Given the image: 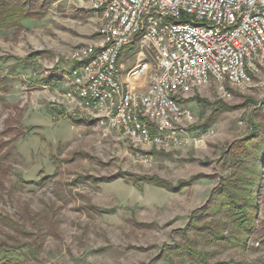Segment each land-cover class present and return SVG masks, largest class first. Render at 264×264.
Instances as JSON below:
<instances>
[{
    "label": "rangeland",
    "instance_id": "obj_1",
    "mask_svg": "<svg viewBox=\"0 0 264 264\" xmlns=\"http://www.w3.org/2000/svg\"><path fill=\"white\" fill-rule=\"evenodd\" d=\"M98 27L99 17L86 0H59L39 18L26 20L19 32L0 29V69L9 77L4 95L11 105L0 118V132L6 117L13 129L26 132L4 138L11 141L12 154L8 191L0 189V244L33 251L40 264H191L188 256H177L186 237L204 264H264V240L220 246L206 238L207 231L191 227L224 221L222 215L207 218L201 208L236 172L239 143L255 128L264 142L258 79L250 91L232 90L231 98L214 82L190 90L181 104L194 114L193 122L186 121L195 140L191 145L134 147L117 132L75 118L65 98L70 72L84 65L70 62L69 54L94 39ZM140 40L122 48L119 64L135 63ZM29 55L35 58L25 59ZM61 71L68 72L56 86L39 82ZM258 182L256 228L264 233V166ZM19 205L35 218L24 224L21 236L5 219L23 223Z\"/></svg>",
    "mask_w": 264,
    "mask_h": 264
},
{
    "label": "built area",
    "instance_id": "obj_2",
    "mask_svg": "<svg viewBox=\"0 0 264 264\" xmlns=\"http://www.w3.org/2000/svg\"><path fill=\"white\" fill-rule=\"evenodd\" d=\"M86 2L99 27L68 57L84 63L70 72L65 93L75 118L134 147L166 149L195 142L186 123L194 114L181 104L190 90L214 82L231 98L258 79L264 99V0ZM140 37L135 63L119 64L122 48Z\"/></svg>",
    "mask_w": 264,
    "mask_h": 264
},
{
    "label": "trees",
    "instance_id": "obj_3",
    "mask_svg": "<svg viewBox=\"0 0 264 264\" xmlns=\"http://www.w3.org/2000/svg\"><path fill=\"white\" fill-rule=\"evenodd\" d=\"M57 1L59 0H0V29L7 30L15 28L16 32H19L24 28V22L26 20L39 18ZM32 58H35V55H29L25 59ZM1 59L2 58H0V60ZM28 65L29 63L27 62L24 64V66ZM66 72H56L53 75L42 77L39 82L45 86H56L58 82L64 80ZM53 78L57 80L56 83H53ZM8 80V75L1 74L0 69V86L3 87L2 92H0V118L4 111L9 110L11 107L4 95L8 92L6 85ZM10 122H12V118L6 117L4 121L5 129L0 132V189H5L6 191H8V189H6L4 185L10 173L11 167L9 165V160L12 153L11 141L5 140L4 138H6L5 136L10 132H13L14 137L26 134L20 127H15V129H13ZM257 133V129L255 128L252 135L239 143L237 147L239 150L236 152L238 155V162L236 165L238 168H236V172L232 174L229 182L224 183V186L219 189L213 202L210 201L206 207L201 208L202 210L206 209L205 215L207 218H215L218 215H222L224 221L216 222L215 219H213L214 221H211L206 227H196L195 224V226H192L191 223V227L199 233L207 231L209 235L204 236H206L209 241L214 239L217 240L220 246L237 245L247 247V244L253 239L260 243H263L264 240V233L258 231L256 228V221L258 220L256 215L257 204L254 202L253 198L254 194L258 193L256 189L257 186H259L258 181L261 177V169L264 166V142L258 141L259 137ZM144 180L146 179H142V181ZM148 183L167 188L154 178H149ZM181 186H183L182 183L178 187H172V190L178 191ZM18 209L20 212L18 217L23 223H16L11 218L5 219H7L6 223L9 224L8 226H12L16 233L21 236L25 235L26 226L24 224L30 220L34 221L35 218L31 217V209L28 210L21 205H19ZM1 218L2 220L4 219L3 217ZM196 218L200 220L201 217L198 216ZM2 220H0V222ZM227 225L232 227L230 231L227 232L229 235L223 234ZM185 241V243L176 247L177 256H188V262L191 264H204V261L199 259V255H196L197 253L193 249L194 244L192 241L186 237ZM18 249L20 248L14 245L1 243L0 264H28L32 263L31 261L33 260L37 261L33 251L30 250L28 253H20ZM197 260H200V262L195 263Z\"/></svg>",
    "mask_w": 264,
    "mask_h": 264
}]
</instances>
